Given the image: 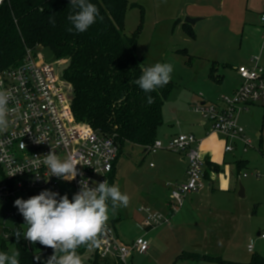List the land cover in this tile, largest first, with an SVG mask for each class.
Instances as JSON below:
<instances>
[{"label":"rangeland","instance_id":"374dc122","mask_svg":"<svg viewBox=\"0 0 264 264\" xmlns=\"http://www.w3.org/2000/svg\"><path fill=\"white\" fill-rule=\"evenodd\" d=\"M129 1L133 5L127 10L124 34L131 36L138 32L135 51L137 56L148 65L169 62L174 66L170 82L173 85L172 91L164 103L163 124L158 134H163L170 125L174 124V127L182 124L188 128V133L181 134H194L200 139L198 132L204 130L202 122L206 119L194 108L203 101L201 94L209 98V90L214 87L215 91L219 86L218 82L209 77L210 68L216 62L218 68L224 69L219 62L238 56L243 38V22L251 18L257 20L258 15L252 10L264 4V0ZM183 9L190 12L189 15H196L180 17L182 13L178 11ZM175 15L181 18V22H185L187 18L198 19L192 27L193 31H185L184 23L174 26ZM140 26L142 29L137 31ZM39 52L47 62L60 61L57 71H63L65 61L58 60L52 49L41 47ZM246 114L250 116L249 126L243 127L253 146L244 151L241 145L231 154L230 159H225L222 164L225 170L219 172V177H224V174L232 177L240 174V178L246 173L249 176L247 180L244 179L250 187L248 193H245V196L240 195L241 186L244 190L246 188L244 183H238L237 187L226 194H222L218 187L210 190L211 199L207 198L208 194L203 195L205 204L199 205V212H194L193 218L186 222L189 224H183L181 227L176 224L174 228H165L160 236L157 235L156 233L171 223L169 220L158 227L159 230L154 228V231L157 229L156 232H153V229L148 231V234L154 233V241L158 243L151 260H145L144 256L135 252L134 258L129 257L127 264H150L148 261L154 262L156 258L160 262L158 264H216L179 259L185 250H192L189 241L198 239L204 231L210 235L206 246L211 256L240 263H250L255 254L264 256V239L257 235L260 230L264 233V110L257 104ZM206 128L209 134L212 133L210 124ZM162 155L160 152L146 151L145 147L132 144H128L120 155L114 184L118 185L130 200L127 207L117 209L114 214L109 211V216L117 219L116 230L122 242L129 243L128 241L131 242L147 233L142 226L146 213L141 209L151 208L158 212L153 205L159 203L156 198L158 187L168 188V181L172 183V180L157 173L163 161ZM242 158L246 162L238 173L237 163ZM3 180L4 173L0 168V184ZM60 190L63 192L61 195L67 194L71 200L74 194L73 186L62 182ZM234 192L236 196L232 194ZM19 197L25 199L22 195ZM15 208L14 201L10 199L0 201V251L4 227H20L22 232L26 230L22 226L25 223L23 216L18 218L12 215ZM159 213L167 216L161 211ZM248 244H253V252L248 251ZM7 245L10 252L16 250V245L11 241L7 240ZM24 245L34 253H39L37 242L28 243L25 239ZM95 252L96 247H87L81 255L82 264H90Z\"/></svg>","mask_w":264,"mask_h":264},{"label":"built area","instance_id":"2783aa9c","mask_svg":"<svg viewBox=\"0 0 264 264\" xmlns=\"http://www.w3.org/2000/svg\"><path fill=\"white\" fill-rule=\"evenodd\" d=\"M260 21L264 51V11ZM40 48H26L22 63L0 73V90H6L12 97L8 127L0 131V168L4 173V180L0 184V201H15L20 198L19 195L28 199L44 189L62 194V182L73 186L74 193L78 192L79 175L70 182L50 176L42 160L43 155L51 151H55L61 159L68 156L75 158L80 164L77 165L78 170L90 186L92 182H102L104 179L111 185L112 173L118 162L119 145L115 139L75 119L68 86L57 71L60 61L51 63L43 60ZM237 71L242 79L239 88L231 94H222L215 101L197 105L194 109L205 117L215 131L227 139L241 140L244 150H247L252 147V141L238 118L250 104H259L264 108V65L261 64V53L251 58V66L242 65ZM147 149L151 152L167 149L184 153L187 157V180L172 188L171 211L179 210L187 195L206 187L205 158L195 135L178 134L167 144L158 139ZM225 150L233 151V146L227 145ZM141 211L146 213L143 224L147 231L169 221V217L151 208H142ZM12 215L18 218L22 216L17 208ZM259 237L264 238V233H260ZM4 238H9V234L4 233ZM98 239L100 243L96 251L99 257L124 264L135 252L145 254L150 246L145 236L130 243L122 242L114 223L110 222H107L106 230ZM248 246V251L253 252V244Z\"/></svg>","mask_w":264,"mask_h":264},{"label":"trees","instance_id":"16d2710c","mask_svg":"<svg viewBox=\"0 0 264 264\" xmlns=\"http://www.w3.org/2000/svg\"><path fill=\"white\" fill-rule=\"evenodd\" d=\"M103 16L84 33H69L67 20L72 11L70 0H6L0 5V73L22 63L26 48L47 47L58 60L65 61L60 73L66 81L72 98V111L78 122L85 123L100 133L113 137L119 145V156L128 145L148 147L158 140V131L163 124V106L168 99L172 84L154 92L145 93L133 83L142 74L141 69L150 66L136 54L138 32L124 34L129 0H89ZM54 16L55 26L49 23ZM185 31H193L184 23ZM142 26L138 28L140 31ZM151 95L154 102L149 103ZM208 167L219 168L208 162ZM238 172L244 165L239 161ZM118 162L112 173L114 184ZM16 228H3L9 238L1 239V249L9 251L7 240L20 252V264H45L53 254L51 248L41 245L34 253L24 245L25 239L17 242ZM87 246H80V256ZM39 258V259H37ZM182 260L214 262L216 264H264V256L253 255L250 263L225 261L219 256L184 252ZM90 264H124L117 260L102 259L97 251Z\"/></svg>","mask_w":264,"mask_h":264},{"label":"clouds","instance_id":"9594fccd","mask_svg":"<svg viewBox=\"0 0 264 264\" xmlns=\"http://www.w3.org/2000/svg\"><path fill=\"white\" fill-rule=\"evenodd\" d=\"M70 7L72 11L67 16L71 25L67 28L69 33H84L97 20L103 21L100 10L89 0H70ZM49 23L55 26L54 16L49 17ZM173 71L172 63L156 62L143 67L142 74L133 83L145 93H151L167 86L172 81ZM11 99L9 92L0 90V131L8 127ZM147 100L149 103L154 102L151 95ZM43 156L42 163L49 170L50 176L70 182L79 175V191L73 194L71 200L67 194L61 195L49 189L28 199L17 198L14 206L23 216L25 223L22 226L26 230L21 232L18 229L14 236L17 242L23 238L51 248L53 254L45 264H82L78 248L98 247V237L106 230L109 211L114 214L117 209L127 207L130 197L122 193L118 185H110L107 179L102 182L94 181L90 186L77 168L78 161L71 156L61 159L55 151ZM19 257L18 250L10 254L0 251V264H20Z\"/></svg>","mask_w":264,"mask_h":264},{"label":"crops","instance_id":"0c3cea01","mask_svg":"<svg viewBox=\"0 0 264 264\" xmlns=\"http://www.w3.org/2000/svg\"><path fill=\"white\" fill-rule=\"evenodd\" d=\"M263 8H264V4H261L252 10L253 13L255 12L258 15L257 20H253L251 18V19L245 20V23L243 22V25L241 28V31H243V38H242L241 45H240L241 51L238 54V56L236 57L231 56L232 58H228V59L223 60L222 62H219L220 64L223 65L224 69L218 68L219 66L215 65L216 62L211 66L209 77H211L212 80L218 82L219 86L215 88V91H214V87H212L211 90H209V95H210L209 98H207L204 94H202L201 98H203V101L200 104L205 103V102L215 101L222 94H231L237 88H239L242 82V79L237 73L238 72L237 68L242 65L251 66V58L255 54L261 53V64L264 65V51H262V38H261L262 24L260 21V15L264 11ZM178 12L182 13L180 17H186V16L194 17L196 15V14L189 15L188 13L190 12L186 11L185 9L180 10ZM180 19L179 17L177 18L176 15L175 17H173V21L175 22L174 26H176L177 23L178 24L180 23L181 25L185 23V22H181ZM191 26L193 27V25ZM254 105H257V104L248 105L247 108L242 112V114L239 115L238 119H239L240 125L244 127L249 126L250 116L249 114L247 115L246 113ZM258 106H261V105L258 104ZM163 111H164V106H163ZM202 124L204 125L205 131L199 130L198 133H199L200 139L197 137L196 138L199 140V146L201 149V153L203 157L205 158L206 168H204V180L206 181L205 182L206 187L199 192L192 193V195L191 194L187 195V197H185L183 201L181 208L176 212L171 211V206L173 204L172 203L173 196H171V190L176 185L181 184L187 180V167H188L187 157L185 156L184 153L173 152L167 149L159 150L155 152V153L160 152V154H163L161 156L163 159V161H161V167L157 171L158 175L160 174L161 176H165L167 177V179L172 180V183L171 182L169 183L168 181V185L166 184L168 188L158 187V191L156 192L157 193L156 198L159 203L157 205L153 203V205H155L156 207V210H158V212L161 211L165 213V215H167L169 217V220L171 221V223L168 226L164 227L162 230H160V232L156 233L159 236L161 235V231H163L165 228H169V229L174 228L176 224L178 227H181L183 224H189L186 222H188L190 218L191 219L193 218L194 212H199L200 210L199 205L205 204V202H203L202 200L204 198L203 195L208 194L207 198L211 199L212 196L209 194L210 190L212 189L215 190L216 187H218V189L220 190L222 194H226V192H231L235 186L237 187L238 183L240 184L244 183L246 185L245 193L247 194L249 191L250 187L249 185L247 186V184L245 183L247 182L245 180L249 178L248 175L246 177L242 176L243 179L242 177L240 178L238 177L240 174H238V176L237 174L235 176L233 175V177L230 175L224 174V177L222 178L219 177V172L223 170L224 168L222 164L224 163L225 159H230L231 154L235 153L240 148L241 145L244 150V143L241 142V140L239 141V140L227 139L225 138V136H223V134H220L219 132L215 131L213 128H212L213 129L212 133L209 134L208 133L209 130L206 127L210 123L207 121H203ZM173 125H170L169 129L164 130L163 134L161 135L158 134V139L163 141L165 144H167L174 136L178 134L188 133L186 132L188 131V128L185 125L180 124L178 126L172 127ZM205 133H208V134L205 135ZM227 145H232L233 151H226L225 147ZM252 146H253V142H252ZM167 152H169L171 156H169V153ZM239 161H244V163L246 162L244 158L240 159ZM208 162H211L214 166L218 167L219 169L216 171L212 168H209L207 164ZM118 167H119V159H118ZM117 171H118V168H117ZM207 182H208V185H207ZM213 194H215V192H213ZM232 194L236 196L235 192ZM235 211H238V210H235ZM238 213L241 214L239 211ZM108 221L114 223L115 228H117L118 222L114 216H111V217L109 216ZM142 226L144 227V224H142ZM157 229L159 230V228ZM154 230L155 229H153L152 231L156 232ZM146 232L147 233L141 236L142 237L145 236L146 238L149 236V238H147L148 240L150 239L149 249L145 254L143 255L138 254V255L144 256L145 260H151L154 255V251L157 249L158 243L154 241L153 232L152 234L151 233L148 234V231ZM209 238H210V235L206 231L202 232V234L199 236L198 239H194V241H191V240L189 241V244H190L189 247L192 248V250L189 249V250H185L184 252H196L200 254H209L207 250L208 248L206 246V243L209 242ZM128 242L130 243V241ZM131 258H134V256L132 255ZM109 260H113V259L110 258ZM153 261L154 262H151V261H148V262H150V264L160 263L157 258ZM192 261H195L198 263L206 262V261H196V260H192Z\"/></svg>","mask_w":264,"mask_h":264},{"label":"water","instance_id":"95a60500","mask_svg":"<svg viewBox=\"0 0 264 264\" xmlns=\"http://www.w3.org/2000/svg\"><path fill=\"white\" fill-rule=\"evenodd\" d=\"M198 19H193V18H187L185 22H187L188 24L194 25L195 23H197ZM240 195L241 196H245V190L244 188L241 186V191H240ZM260 231L257 233V235H260Z\"/></svg>","mask_w":264,"mask_h":264}]
</instances>
